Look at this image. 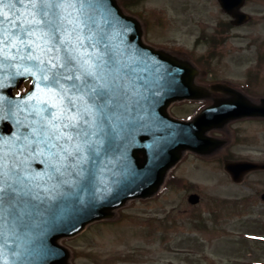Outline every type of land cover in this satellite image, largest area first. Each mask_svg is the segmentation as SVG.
Returning a JSON list of instances; mask_svg holds the SVG:
<instances>
[{"label": "water", "instance_id": "1", "mask_svg": "<svg viewBox=\"0 0 264 264\" xmlns=\"http://www.w3.org/2000/svg\"><path fill=\"white\" fill-rule=\"evenodd\" d=\"M243 1L219 0L239 23L244 18L236 11ZM34 11L29 0L0 5L8 16L3 20L0 15V264H68V251L58 240L110 219L130 199L152 197L182 151L204 155L223 146L206 132L237 118L264 117V99L252 105L223 84L211 90L231 98L215 101L192 121L169 117L172 102L205 97V89L194 85L197 70L144 45L140 24L116 0H59L50 10L59 29L54 35L30 23ZM33 28L36 35L30 42L17 38L21 29ZM65 49L88 62L93 82L107 101L102 108L101 100L86 105L89 143L81 141L75 161L61 151L63 140L46 143L33 132L40 121L36 110L48 99L36 65L63 57ZM29 52L40 59H28ZM28 79L29 90L14 95ZM26 131L31 133L27 139ZM258 168L264 165L227 162L224 167L236 181ZM197 200V195L189 197L191 204Z\"/></svg>", "mask_w": 264, "mask_h": 264}, {"label": "rangeland", "instance_id": "2", "mask_svg": "<svg viewBox=\"0 0 264 264\" xmlns=\"http://www.w3.org/2000/svg\"><path fill=\"white\" fill-rule=\"evenodd\" d=\"M116 1L139 20L144 43L197 67V85L225 84L251 100L264 97V0H246L250 22L221 33L229 19L217 0ZM219 97L225 96L172 103L169 114L190 119ZM209 135L227 144L210 156L183 154L152 198L130 200L110 219L60 240L69 263L264 264V203L253 195L264 191V172L248 174L255 191L245 189V203L238 199L237 207L234 197L244 188L230 187L223 171L226 159L264 161V119L230 122ZM191 193L200 195L195 206L187 201Z\"/></svg>", "mask_w": 264, "mask_h": 264}, {"label": "snow or ice", "instance_id": "3", "mask_svg": "<svg viewBox=\"0 0 264 264\" xmlns=\"http://www.w3.org/2000/svg\"><path fill=\"white\" fill-rule=\"evenodd\" d=\"M23 3L24 0H19ZM33 12V20L31 24L38 27L43 26L48 33L55 34L58 31L57 22L55 20L54 9L58 6L59 0H29ZM4 4V0H0V5ZM3 20H7L8 16L0 12ZM39 15L40 19L35 17ZM0 20V23H3ZM14 23V21H13ZM36 35V29H21L17 38L22 42H30V38ZM47 51L51 52L49 48ZM22 59L24 57H21ZM28 59H40L33 56L31 52L28 54ZM86 60H78L70 49H65L63 57L56 55L51 57L47 62L40 60L36 65L42 73V81L47 91L44 93L48 99L41 101L45 107L36 110V114L40 117L39 128L33 129V132H38L44 142L48 143L52 140L64 143L60 144L61 151L65 154V158L71 157L73 161L80 156L81 141L89 143L88 137L90 121L88 119L87 104L96 106V101L101 100L103 103L98 107H104L107 101H104L106 93L93 82V73L89 67H86ZM36 97H33L35 99ZM46 114V115H45ZM3 117H0L2 120ZM35 123V121H34ZM31 135L27 131L24 133L25 139ZM51 146L55 147V144ZM73 148V151L69 149ZM4 188L0 187V200L3 199Z\"/></svg>", "mask_w": 264, "mask_h": 264}, {"label": "flooded vegetation", "instance_id": "4", "mask_svg": "<svg viewBox=\"0 0 264 264\" xmlns=\"http://www.w3.org/2000/svg\"><path fill=\"white\" fill-rule=\"evenodd\" d=\"M244 8V6L241 8L242 10H244L243 9ZM245 11V10H244ZM229 20H230V23L232 22V20H231V18H228ZM250 19V18H249ZM239 160H241V161H245V162H247V161H252V162H257V161H254V160H252V159H248V157L247 158H243V159H239ZM260 162H262V161H260ZM259 171H261V172H264L263 170H258V171H251V172H248V174H252V173H258ZM248 174H246L245 176H243L241 179H239V181H237V182H234L231 178H228V180H227V182H229V186L230 187H238V185H241L244 189H242V192L244 193L241 197H234V201H237L236 202V205H237V207L239 206V204H241L240 203V201H238V199H240V200H242L243 202H244V198H246V195H245V189H252L253 191H255V188L254 187H252L251 185L252 184H250V183H247V177H248ZM259 193V194H258ZM258 194V196H259V199H261L262 198V194H264V191H262V193H260L259 191H256V194H253V195H257ZM245 203V202H244ZM245 217H247V216H245ZM245 236L247 237V235H246V233H245ZM245 237V238H246Z\"/></svg>", "mask_w": 264, "mask_h": 264}]
</instances>
